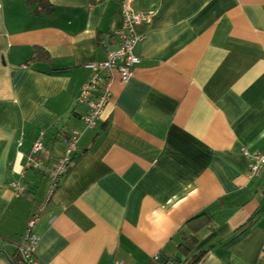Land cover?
<instances>
[{"label": "crops", "instance_id": "0c3cea01", "mask_svg": "<svg viewBox=\"0 0 264 264\" xmlns=\"http://www.w3.org/2000/svg\"><path fill=\"white\" fill-rule=\"evenodd\" d=\"M133 9L154 15L137 30L140 63L86 132L78 101L118 49L120 0H0V251L22 264L14 244L48 200L33 231L40 264H264V166L249 177L264 155V0ZM74 132L72 167L48 199ZM41 134L47 168L28 171ZM200 215L210 219L188 225Z\"/></svg>", "mask_w": 264, "mask_h": 264}, {"label": "built area", "instance_id": "2783aa9c", "mask_svg": "<svg viewBox=\"0 0 264 264\" xmlns=\"http://www.w3.org/2000/svg\"><path fill=\"white\" fill-rule=\"evenodd\" d=\"M134 2L135 0H120L123 27L116 34L118 49L114 53L108 54L107 60L103 64L90 68L92 76L81 91L78 105L86 109L85 116L83 117L86 132L94 130L104 115L111 102L113 83L115 81L128 83L134 75L135 68L140 63V60L134 56L133 52L138 45L144 42L145 37L139 36L137 30L144 25L148 27L152 26L154 15L137 13L133 9ZM81 138L82 134L74 132L65 144L63 157L51 165L48 199L58 190L63 179L71 169ZM43 150L44 135L41 134L27 159L26 169L28 171L39 172L47 168L39 159ZM263 166L264 155L254 157L249 166V177L252 179L258 177ZM15 189L17 196L25 193V190L18 185L15 186ZM46 203L41 205L31 215L25 236L18 243L14 244V248L22 264H40L36 259L40 239L33 231L40 221V214Z\"/></svg>", "mask_w": 264, "mask_h": 264}, {"label": "trees", "instance_id": "16d2710c", "mask_svg": "<svg viewBox=\"0 0 264 264\" xmlns=\"http://www.w3.org/2000/svg\"><path fill=\"white\" fill-rule=\"evenodd\" d=\"M34 2V0H32ZM44 53H42L39 49L35 50L34 51V60H37L39 59L41 56H43ZM210 216L209 215H200L194 219H192L190 222H188V225H192L194 224L195 222H199V221H202V220H206L207 218H209ZM191 239V238H190ZM190 239L188 240L187 242V245H183V246H180L178 251L179 253L182 255V256H185V258L188 256L190 252V246H191V241ZM193 245V244H192ZM20 259V258H19ZM179 260V259H178ZM199 260V257H195L193 258L191 261L188 260L186 264H196ZM159 262V261H158ZM160 263V262H159ZM180 264H183V262H181Z\"/></svg>", "mask_w": 264, "mask_h": 264}, {"label": "water", "instance_id": "95a60500", "mask_svg": "<svg viewBox=\"0 0 264 264\" xmlns=\"http://www.w3.org/2000/svg\"><path fill=\"white\" fill-rule=\"evenodd\" d=\"M0 258H3L4 260L7 261L8 264H12V262L9 260V258L7 257L6 254H4L3 252L0 251ZM160 264H179V260L178 259H171L168 256H162L160 258Z\"/></svg>", "mask_w": 264, "mask_h": 264}]
</instances>
